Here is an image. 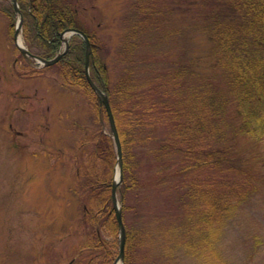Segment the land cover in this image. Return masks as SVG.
Wrapping results in <instances>:
<instances>
[{"label": "trees", "instance_id": "obj_1", "mask_svg": "<svg viewBox=\"0 0 264 264\" xmlns=\"http://www.w3.org/2000/svg\"><path fill=\"white\" fill-rule=\"evenodd\" d=\"M18 2L23 37L33 52L52 58L68 28L82 29L90 39V75L109 96L123 149L119 187L126 226L123 264H176L178 248L212 264H227L217 241L226 222L258 189L238 141L240 136L264 139V0L200 5L204 11L199 26L210 43L207 69H196L192 60L183 59L180 66L159 75L160 82L142 83L129 66L114 86L105 47L89 29L77 1ZM0 10L15 16L13 5ZM138 10L147 22L151 7L141 0ZM140 20L133 25L135 33L146 24ZM131 42L125 39L126 49ZM85 53L86 41L73 35L68 51L52 66L67 85L84 90L108 118L88 82ZM94 142L93 155L78 170L85 180L79 181L77 175L84 208L80 223L87 242L73 264H112L118 253L119 230L111 202L114 141L100 131ZM143 152L160 160L151 177L141 174L137 162V154ZM151 187L176 194L173 213L150 217L144 210L152 202Z\"/></svg>", "mask_w": 264, "mask_h": 264}, {"label": "rangeland", "instance_id": "obj_2", "mask_svg": "<svg viewBox=\"0 0 264 264\" xmlns=\"http://www.w3.org/2000/svg\"><path fill=\"white\" fill-rule=\"evenodd\" d=\"M75 1L105 47L111 86L129 66L142 83L160 82L159 75L183 59L208 68L200 5L213 6L214 0H142L151 7L147 22L139 17L141 0ZM11 5L0 0L1 8ZM19 18L0 10V264H73L87 242L78 184V176L81 182L85 177L78 170L95 151L94 136L111 134V127L96 102L67 85L55 66L22 57L14 41ZM140 18L146 24L135 33ZM125 39L132 40L127 49ZM238 147L258 189L226 222L217 249L227 264H264V139L240 136ZM136 158L143 176L157 172L156 156L143 152ZM150 194L144 209L150 217L173 213L175 193L151 187ZM176 253V264H212L184 248Z\"/></svg>", "mask_w": 264, "mask_h": 264}, {"label": "water", "instance_id": "obj_3", "mask_svg": "<svg viewBox=\"0 0 264 264\" xmlns=\"http://www.w3.org/2000/svg\"><path fill=\"white\" fill-rule=\"evenodd\" d=\"M12 3L17 11L19 13L20 18L19 22L16 26V32L14 35L16 45L18 48L22 51L24 54H28L31 58H33L36 62L41 63L42 65H53L56 62H58L61 58V56L68 50L69 48V39L73 34L79 33L83 35L85 41H86V76L88 79L89 84L93 88V90L96 92V94L99 97V101L101 104L104 105L108 120L110 123L111 131H112V137L114 139V144L116 147L117 152V163L118 166L116 167L114 179H113V204L116 210V218L119 225V254L114 260L113 264H123L124 262V251H125V242H126V233H125V226L123 224V217H122V211H121V205L119 204V200H117L116 195V186L119 184L123 178V154H122V146H121V140L119 137V132L117 129V125L115 122L114 114L111 108L110 101L108 99L107 94L93 81V79L90 76L89 72V60H90V53H91V43L87 35L81 31L78 28H69L61 33V36L63 38L64 45L59 53H57L54 57L50 59L43 58L40 55H37L35 53H32L29 51L27 46L24 44L23 38L20 35L22 23H23V15L21 13V9L18 3V0H12Z\"/></svg>", "mask_w": 264, "mask_h": 264}, {"label": "bare ground", "instance_id": "obj_4", "mask_svg": "<svg viewBox=\"0 0 264 264\" xmlns=\"http://www.w3.org/2000/svg\"><path fill=\"white\" fill-rule=\"evenodd\" d=\"M15 9V8H14ZM147 13V12H146ZM145 14V13H144ZM150 16V15H149ZM79 29V28H78ZM81 31H83L82 29H80ZM84 33H85V31H83ZM86 34V33H85ZM75 35H78L79 37H81V38H83L84 39V37H83V35H81V34H79V33H76ZM88 37V36H87ZM132 37L133 36H131L130 38L132 39ZM89 38V37H88ZM90 40V39H89ZM14 41H15V38H14ZM91 43V42H90ZM63 45H64V42H63V40H62V45H61V47H60V49H59V51L57 52V53H59L60 52V50L62 49V47H63ZM69 45H70V42H69ZM29 49V48H28ZM69 49V48H68ZM87 49V48H86ZM29 51L30 52H32L33 53V51L32 50H30L29 49ZM68 51V50H67ZM66 51V52H67ZM65 52V53H66ZM35 53V52H34ZM56 53V54H57ZM64 53V54H65ZM92 47H91V53H90V58H91V56H92ZM35 54H37V53H35ZM55 54V55H56ZM63 54V55H64ZM22 55V57H24V58H27V57H29V55L28 54H24V53H22L21 54ZM37 55H39V54H37ZM62 55V56H63ZM40 56H42V55H40ZM61 56V57H62ZM21 57V58H22ZM43 57V56H42ZM24 58H22V59H24ZM43 58H46V57H43ZM30 59L33 61V62H36L33 58H31L30 57ZM46 59H48V58H46ZM57 63V62H56ZM55 63V64H56ZM89 64H90V60H89ZM38 66H41V67H48V66H52V65H42L41 63H38ZM85 68H86V53H85ZM91 76V75H90ZM92 78V77H91ZM93 79V78H92ZM94 81V80H93ZM95 82V81H94ZM96 83V82H95ZM91 86V85H90ZM92 88V87H91ZM101 88V87H100ZM93 89V88H92ZM102 89V88H101ZM106 94H107V92L104 90V89H102ZM94 91V90H93ZM95 92V91H94ZM96 93V92H95ZM107 96H108V94H107ZM108 99H109V96H108ZM109 101H110V99H109ZM114 146H115V144H114ZM121 146H122V144H121ZM115 151H116V147H115ZM122 154H123V149H122ZM116 161H117V152H116ZM121 183H122V180H121V182L119 183V184H117V186H116V192H117V194H119L120 195V200H121V194H120V192H119V187H120V185H121ZM112 185H113V182L111 183V202H112V210L114 211V215H115V217H116V210H115V207H114V204H113V202H114V200H113V190H112ZM116 198H117V200H119V198H118V195H116ZM119 204L121 205V203L119 202ZM101 205V202H100V204H98L97 206H100ZM121 211H122V205H121ZM116 220H117V218H116ZM123 224H124V226H125V223H124V220H123ZM117 226H118V230H119V225H118V221H117ZM125 233H126V226H125ZM126 243V242H125ZM118 248H119V246H118ZM118 254H119V249H118V253H117V256H118ZM124 255H125V251H124ZM116 256V257H117ZM116 259V258H115ZM114 259V260H115ZM114 262V261H113ZM119 264V263H118Z\"/></svg>", "mask_w": 264, "mask_h": 264}]
</instances>
